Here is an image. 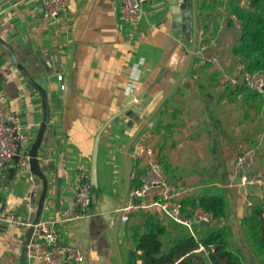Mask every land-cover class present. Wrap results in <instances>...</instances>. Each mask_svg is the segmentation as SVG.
<instances>
[{"label": "crops", "instance_id": "0c3cea01", "mask_svg": "<svg viewBox=\"0 0 264 264\" xmlns=\"http://www.w3.org/2000/svg\"><path fill=\"white\" fill-rule=\"evenodd\" d=\"M250 2L197 0L193 52V36L188 41L173 34L170 0L144 4L137 28L122 19L121 0H69L68 10L58 18L45 15L43 0H0V94L8 121L35 140L44 119L42 95L19 65L48 97L50 120L38 152L39 164L50 179L42 219L60 220L71 210L80 170L90 175L87 217L78 224L58 226L64 244L81 248L85 264H130L135 247L130 227L143 222V213L157 215L142 211L127 223L118 221L129 171L144 169L142 161L131 156L134 144L128 152V169L126 147L167 96L137 140L158 147L170 185H192V197L206 187L223 191L227 213L220 225L233 231L231 249L243 255L245 264H264V249L249 241L242 223L245 216L264 208V190L241 185L233 167L236 157L255 145L254 168L264 170V94L241 81L225 82L227 76L241 79L240 66L245 62L235 48L243 30L234 7L248 8ZM203 41L209 43L205 49ZM144 99L148 104L139 122L128 128L119 115ZM8 173L7 183L0 187L5 204L0 264H21L28 229L18 221L34 220L43 184L33 174L20 173L13 163ZM154 197L151 193L146 199ZM158 217L168 232L176 225L189 232ZM200 227L204 226L197 225L195 231ZM179 235L169 237L165 249ZM185 257H191L185 264H213L204 246L175 264ZM28 264L43 263L29 257Z\"/></svg>", "mask_w": 264, "mask_h": 264}, {"label": "built area", "instance_id": "2783aa9c", "mask_svg": "<svg viewBox=\"0 0 264 264\" xmlns=\"http://www.w3.org/2000/svg\"><path fill=\"white\" fill-rule=\"evenodd\" d=\"M149 1L151 0H121L122 19L133 28H137L142 17L143 5ZM68 6L69 0H43L45 15L49 18H58L66 13ZM201 34H204L203 30ZM208 46L209 43L203 41L202 49ZM240 70L241 79L227 76L225 82L236 85L241 81L252 91L264 94V71H251L246 64H242ZM58 80L63 81L62 74H58ZM61 88H65L63 83ZM4 99V96L0 94V187H4L8 181V169L11 163L15 164V168L20 173L32 177L29 151L34 142L32 137L20 130L18 124L8 121L3 104ZM136 140L133 143L131 156L142 161L144 169L130 173L131 182L126 201L118 208V212L121 213V222L127 223L134 213L151 211L185 226L196 237L195 227L201 221L212 224L214 214L200 203H196L192 209L186 208L185 202L193 196L194 187L185 183L170 185L161 163L158 147ZM16 157L17 161H15ZM257 157V148L251 145L236 157L233 167L241 185L257 186L264 190V170L254 168ZM151 193L155 194V197L147 200L146 197ZM73 200L74 207L66 211L60 220L46 218L38 223H34L33 220L18 221L19 225L34 229L28 257L37 258L43 264H85L86 258L81 248L71 243L64 244L60 238L58 226L60 223L78 224L87 217L92 201V185L86 169L79 172V181ZM4 206V201L0 200V217Z\"/></svg>", "mask_w": 264, "mask_h": 264}, {"label": "trees", "instance_id": "16d2710c", "mask_svg": "<svg viewBox=\"0 0 264 264\" xmlns=\"http://www.w3.org/2000/svg\"><path fill=\"white\" fill-rule=\"evenodd\" d=\"M234 11L243 30L242 37L235 50L251 71L264 68V0H251L248 8L234 7ZM200 203L214 214L211 227L196 230V237L190 232L181 233L172 240L171 248L165 249L163 237L167 227L153 213H143V222L130 227L131 240L135 247L130 252V264H175L183 255L204 246L210 252L213 264H245L243 255L230 247L233 231L229 226L220 225L227 213V198L223 191L215 187H206L198 197L185 202L190 209ZM264 208L245 216L242 223L246 227L249 241L264 249L262 231L264 230ZM185 257L177 264H185Z\"/></svg>", "mask_w": 264, "mask_h": 264}, {"label": "water", "instance_id": "95a60500", "mask_svg": "<svg viewBox=\"0 0 264 264\" xmlns=\"http://www.w3.org/2000/svg\"><path fill=\"white\" fill-rule=\"evenodd\" d=\"M170 10L173 13V28H174V35H176L180 39L184 40H191V36H193V41H194V48L193 52H195L196 49V34H197V0H170ZM188 63V67L190 65L191 59L193 57V53H191ZM13 60L15 63H17L15 56L13 55ZM19 69L22 71L23 75L27 79V81L35 87L42 95L43 99V105H44V119L43 122L41 123L40 129L37 132L36 138L34 142L32 143V146L29 151V162H30V170L31 173L38 178L42 180V191L39 197V202L38 206L36 209V214L34 218V223H38L43 216L44 208H45V203H46V197L49 189V184H50V179L49 176L43 171L39 164V158H38V152L39 148L42 144L43 138L45 131L47 129L49 120H50V110H49V105H48V97H47V92L46 90L38 84L32 76L26 71V69L22 66L19 65ZM186 74V72H185ZM168 97V96H167ZM156 107V109L147 117L145 122L142 123V125L139 127V129L134 133L132 136L131 140L129 141L127 147H126V152H125V158H126V164L128 169L130 168L129 166V158H128V152L135 142V140L139 137V135L144 131V129L147 127L148 123L151 121L155 113L158 111V109L162 106L166 98ZM134 99V96H132L125 104L124 106H128ZM148 104V100L144 99L142 102L136 103V104H131V106L119 117L125 121L126 126L130 128L133 124V122H139L145 107ZM118 117V118H119ZM18 158H15V161H17ZM130 171H129V176H128V185L126 188V193L125 197L122 201V205L126 201V196L130 187ZM60 185H61V180H58V197L60 198ZM121 218V213H119L118 216V221H120ZM201 226L208 227L210 225V222L208 221H201L200 222ZM34 229L29 228L27 231L26 239L24 241V246H23V251H22V256H21V264H28V251H29V245L33 236Z\"/></svg>", "mask_w": 264, "mask_h": 264}, {"label": "rangeland", "instance_id": "374dc122", "mask_svg": "<svg viewBox=\"0 0 264 264\" xmlns=\"http://www.w3.org/2000/svg\"><path fill=\"white\" fill-rule=\"evenodd\" d=\"M259 70L264 71V68H260ZM187 232L185 228H183L180 225H176V228L173 229L171 232H168L164 237L163 240L165 242V245L167 246V241L169 237L175 238L177 235Z\"/></svg>", "mask_w": 264, "mask_h": 264}]
</instances>
